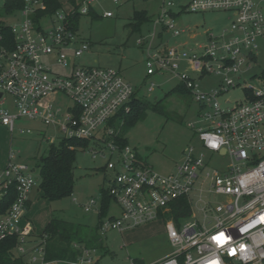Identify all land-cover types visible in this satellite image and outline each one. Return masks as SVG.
Masks as SVG:
<instances>
[{
    "label": "built area",
    "instance_id": "2783aa9c",
    "mask_svg": "<svg viewBox=\"0 0 264 264\" xmlns=\"http://www.w3.org/2000/svg\"><path fill=\"white\" fill-rule=\"evenodd\" d=\"M101 1L80 0L78 9L67 14L49 13L46 0H23V8L15 13L20 19L9 25L14 48L0 46V125L13 134L20 119L40 121L56 129L61 139L97 142L91 151L94 156H110L105 171L113 174L109 193L119 212L103 221L100 233L165 220L173 251L154 264H264V91L245 87L243 102L231 109L221 104L230 90L240 86V78L238 84L234 78L257 59L258 41L264 38V12L255 0H191L181 12H226L233 20L220 35L208 34V43L199 48L201 54H190L180 48L153 46L158 26L179 36L174 2L157 0L153 40L139 42L147 55V77L173 75L191 92L200 113L198 124L189 126L202 149L197 155L195 147L189 148L173 174L160 175L128 146L121 148L109 127L111 120L130 110L136 89L118 71L76 65L90 47L74 31L71 18L95 13ZM211 75L221 78L220 85L201 92L197 83ZM153 91L152 84L148 92ZM5 96L12 99L15 111L4 108ZM61 97L72 106H60ZM218 158L229 163L219 161L214 167ZM13 160L10 152L7 166L0 169V244L17 239L13 264H53L45 260L44 241L33 236L34 228L26 218L31 193L40 182L28 165ZM181 198L189 201L192 212L177 224L166 216ZM10 199L14 200L7 205ZM96 206L91 200L84 209L91 212ZM221 232L228 237L223 246L213 239ZM95 253L86 250L69 264H96Z\"/></svg>",
    "mask_w": 264,
    "mask_h": 264
},
{
    "label": "rangeland",
    "instance_id": "374dc122",
    "mask_svg": "<svg viewBox=\"0 0 264 264\" xmlns=\"http://www.w3.org/2000/svg\"><path fill=\"white\" fill-rule=\"evenodd\" d=\"M168 1L175 4L173 13L178 15L175 20L179 36H174L171 31H164L162 26H158L153 40V22L158 18L160 7L157 0H135L121 4L102 0L95 5V13L81 16L79 19L78 35L90 50L76 59V65L79 67L118 71L136 89L138 99L147 106L143 118L129 129H125L124 138L127 139L131 151L136 152L144 164L160 175L173 174L183 163L184 152L189 148L195 147L197 155L202 153L200 140L194 129L189 126L198 124L200 106L190 94L172 92L181 84L177 77L170 74L147 77V55L139 42L143 41L146 44L147 41L153 40V46L180 48L190 54L192 52L201 54L199 48L208 43V34L213 33L218 36L228 26L226 12H181L191 0ZM4 2L5 0H0V18L7 25H13L20 19V14L7 17L3 13ZM79 2L80 0H59L61 6L59 10L70 14L78 9ZM255 2L264 12V0H255ZM106 12H111L114 16L104 17ZM136 12L145 13L148 19L137 31H133L130 25ZM44 24L47 25L48 21ZM258 47L257 61L252 63L251 68H243L234 78L236 84L239 83L238 78H240V86L230 90L221 99L224 109H231L245 100L243 90L245 87H253L257 92L264 91V82L261 79L264 71V38L258 41ZM189 76L197 78L193 74ZM220 81V77L211 75L197 84L201 92H210L218 88ZM152 84L154 91L150 93L148 88ZM59 99L58 104L63 108L72 106L68 98ZM226 100H229L231 105H226ZM4 108L15 111L9 96H5ZM119 123L123 125L124 119L119 120ZM21 130H31L32 133L22 134ZM61 138L56 129L40 121L20 119L16 122V130L13 134L6 126L0 125V169L7 166L10 152H13V162L28 165L39 183L38 165L41 158L48 156L51 146L58 145ZM92 148L94 145L77 153L74 165L75 186L71 197L49 202L41 198L38 186L31 193L26 218L34 228L35 238L43 233L53 215L76 225H86L90 228L98 225L103 192L110 189L113 174L104 170L110 156L108 154L105 157L94 156ZM219 161L229 163L227 158L223 160L218 158L214 167L219 166ZM212 197L216 200L220 199L214 195ZM91 200H95L97 206L94 211L86 212L84 206ZM110 205L108 217L118 216L119 212L113 200ZM198 219L201 221L202 216ZM101 236L105 249L92 255L93 260L99 264H133L134 262L154 264L173 251L164 225L156 228L146 225L123 232L110 230Z\"/></svg>",
    "mask_w": 264,
    "mask_h": 264
},
{
    "label": "trees",
    "instance_id": "16d2710c",
    "mask_svg": "<svg viewBox=\"0 0 264 264\" xmlns=\"http://www.w3.org/2000/svg\"><path fill=\"white\" fill-rule=\"evenodd\" d=\"M48 12L52 13L61 8L59 0H46ZM23 8V0H5L3 13L7 17L13 16ZM44 14V13H43ZM42 17L39 15L37 19ZM80 15H75L71 18L72 27L75 32H78V23ZM147 15L143 12H136L133 18V23L130 25L133 31H137L143 22L147 20ZM0 46H6L7 49L14 48V35L5 22L0 18ZM257 59H255V62ZM264 82V71L261 76ZM172 92L187 93L191 92L182 84L173 89ZM192 96V95H191ZM146 104L138 99V94L130 104V110L116 116L109 123V127L113 128L114 136L117 144L120 147H126L127 139L124 138L125 129H129L137 121L144 116ZM124 119V124L120 125L119 120ZM91 145H98L92 140H70L61 139L58 145H52L48 156L42 157L39 163L40 184L39 191L41 198L55 202L73 195L75 186L74 168L77 153L79 150H87ZM138 156V154H137ZM139 157V156H138ZM140 159V158H139ZM105 170V168H104ZM14 199H10L7 205L12 204ZM112 196L108 191L103 192V200L99 211V222L94 228L86 225H76L66 222L58 217L52 216V219L45 227L43 233L36 238L44 241L45 260L50 263L58 262L72 263L83 256L84 251H100L105 249L100 228L103 221L108 218ZM114 201V200H113ZM30 201L28 203V207ZM191 207L186 198L176 200L171 205V213L167 218H172L177 224L183 219L191 216ZM35 237V233L33 232ZM37 237V236H36ZM17 239L12 238L0 244V264H13L11 261L12 251L16 247ZM99 264V262H96Z\"/></svg>",
    "mask_w": 264,
    "mask_h": 264
},
{
    "label": "crops",
    "instance_id": "0c3cea01",
    "mask_svg": "<svg viewBox=\"0 0 264 264\" xmlns=\"http://www.w3.org/2000/svg\"><path fill=\"white\" fill-rule=\"evenodd\" d=\"M232 20H233L232 15H231V14H228V26L225 27L224 30H223L222 32H224L226 29H228V28L230 27ZM222 32H221V33H222ZM212 34H213V33H212ZM159 225H161L162 227H163V225H164V227H165V232H166V234H167V238L169 239L168 232H167V228H166V226H165V220H160V221H157V222L152 223V224L147 225V226H148V227H152V228H156V227H158ZM169 241H170V240H169ZM170 244H171V243H170ZM171 247H172V246H171ZM170 254H171V253H170ZM134 263L136 264V262H134ZM134 263H133V264H134Z\"/></svg>",
    "mask_w": 264,
    "mask_h": 264
},
{
    "label": "snow or ice",
    "instance_id": "6c2138e0",
    "mask_svg": "<svg viewBox=\"0 0 264 264\" xmlns=\"http://www.w3.org/2000/svg\"><path fill=\"white\" fill-rule=\"evenodd\" d=\"M221 238H223V240H221ZM213 239L217 242L218 245L223 246L224 244H226L228 242V237L225 236V234L223 232H221L219 235L214 236ZM232 254L235 253V249L231 250ZM216 264V262H215Z\"/></svg>",
    "mask_w": 264,
    "mask_h": 264
},
{
    "label": "clouds",
    "instance_id": "9594fccd",
    "mask_svg": "<svg viewBox=\"0 0 264 264\" xmlns=\"http://www.w3.org/2000/svg\"><path fill=\"white\" fill-rule=\"evenodd\" d=\"M207 139V137H205ZM211 146H215L214 141L212 142ZM221 240H223V238H221ZM213 264H215V262H213Z\"/></svg>",
    "mask_w": 264,
    "mask_h": 264
},
{
    "label": "water",
    "instance_id": "95a60500",
    "mask_svg": "<svg viewBox=\"0 0 264 264\" xmlns=\"http://www.w3.org/2000/svg\"><path fill=\"white\" fill-rule=\"evenodd\" d=\"M0 97H1V95H0Z\"/></svg>",
    "mask_w": 264,
    "mask_h": 264
}]
</instances>
